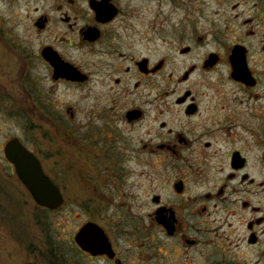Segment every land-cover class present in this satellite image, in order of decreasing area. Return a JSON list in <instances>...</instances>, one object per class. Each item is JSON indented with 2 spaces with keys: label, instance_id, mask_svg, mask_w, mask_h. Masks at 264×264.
Masks as SVG:
<instances>
[{
  "label": "flooded vegetation",
  "instance_id": "flooded-vegetation-1",
  "mask_svg": "<svg viewBox=\"0 0 264 264\" xmlns=\"http://www.w3.org/2000/svg\"><path fill=\"white\" fill-rule=\"evenodd\" d=\"M2 1L28 4L27 97L34 57L53 85L88 86L92 108L107 113L111 124L91 127V143L137 151L132 170L123 152L111 149L107 159L94 150L95 158L120 162L95 170L88 197L78 203L90 218H78L77 252L90 264H264V0L255 1L254 16L224 53L187 66L181 62L193 48L162 42L160 24L151 23L147 39L133 33L145 0ZM2 24L0 18V45L10 52L18 44ZM161 44L175 49L174 66L160 56ZM210 55L215 62L208 65ZM232 56L243 60L239 73ZM223 62L228 80L219 89L181 87ZM168 83L175 87H162ZM86 224L103 232L106 253L76 243Z\"/></svg>",
  "mask_w": 264,
  "mask_h": 264
},
{
  "label": "rangeland",
  "instance_id": "rangeland-1",
  "mask_svg": "<svg viewBox=\"0 0 264 264\" xmlns=\"http://www.w3.org/2000/svg\"><path fill=\"white\" fill-rule=\"evenodd\" d=\"M255 1L145 0L139 2V13L131 22L132 31L147 39L151 35V23H158L162 42L175 41V46L193 48V54L181 64H199L206 54L224 53L238 27L254 16L251 9ZM26 5L27 2L19 1L7 7L0 0L2 29L12 31L18 44L10 52L0 45V264H90L73 244L78 218L81 222L90 218L88 209L79 207L78 203L88 197L86 191L95 170H103L110 161L120 162L95 158L94 150L109 159L111 149L123 152V145L91 143V127L111 124L107 113L92 108L94 100L88 86L53 85L41 62L34 57L28 63L27 97V68L24 70L23 65L27 51V25L23 21ZM235 5L238 6L234 9ZM36 48L34 44L32 49ZM174 53L175 49L161 44L160 56L168 57L171 66L178 61L171 62ZM227 80L228 70L223 62L212 71H197L181 87L219 89ZM224 85L228 87L227 83ZM162 87L175 85L168 83ZM214 117L216 121L217 112ZM13 138L37 157L44 173L59 188L65 202L58 210L36 206L13 166L4 158L3 146ZM130 138H134L133 134ZM130 146L136 148L135 143ZM123 153L127 155L123 165L136 170L137 151ZM105 213L107 218L113 216L112 211Z\"/></svg>",
  "mask_w": 264,
  "mask_h": 264
},
{
  "label": "water",
  "instance_id": "water-1",
  "mask_svg": "<svg viewBox=\"0 0 264 264\" xmlns=\"http://www.w3.org/2000/svg\"><path fill=\"white\" fill-rule=\"evenodd\" d=\"M233 72L239 73L244 65L243 60L237 61L233 56L230 59ZM215 62V55H210L208 65ZM3 155L13 166L14 172L28 191L34 204L48 211L58 210L64 203L59 188L44 173L40 161L27 150L17 139L9 140L3 148ZM79 247L92 254L106 253L109 249L108 241L103 232L92 224H86L75 236Z\"/></svg>",
  "mask_w": 264,
  "mask_h": 264
}]
</instances>
